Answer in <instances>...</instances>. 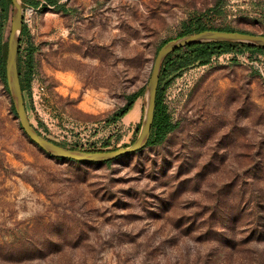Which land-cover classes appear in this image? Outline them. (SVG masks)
Returning <instances> with one entry per match:
<instances>
[{
	"label": "rangeland",
	"instance_id": "obj_1",
	"mask_svg": "<svg viewBox=\"0 0 264 264\" xmlns=\"http://www.w3.org/2000/svg\"><path fill=\"white\" fill-rule=\"evenodd\" d=\"M211 9L214 27L264 34V0L24 8L30 123L66 147L131 143L160 44ZM0 26L2 41L1 17ZM263 67L264 54L226 53L166 79L162 103L176 128L109 164L44 154L0 81V264H264ZM136 92L132 109L111 121Z\"/></svg>",
	"mask_w": 264,
	"mask_h": 264
},
{
	"label": "water",
	"instance_id": "obj_2",
	"mask_svg": "<svg viewBox=\"0 0 264 264\" xmlns=\"http://www.w3.org/2000/svg\"><path fill=\"white\" fill-rule=\"evenodd\" d=\"M23 25V7L21 0H10V19L6 37L5 81L15 116L26 138L49 157L79 163H106L118 158L135 154L143 150L150 137L153 121L156 92L161 66L165 58L177 49L191 45L208 43H237L264 49V35L238 31L204 30L195 34L174 38L163 44L153 60L151 72L142 94V116L133 141L114 150L81 151L54 144L38 134L30 123L25 109L23 95L17 71V53Z\"/></svg>",
	"mask_w": 264,
	"mask_h": 264
},
{
	"label": "trees",
	"instance_id": "obj_3",
	"mask_svg": "<svg viewBox=\"0 0 264 264\" xmlns=\"http://www.w3.org/2000/svg\"><path fill=\"white\" fill-rule=\"evenodd\" d=\"M22 7L27 8H37L39 6L51 5L54 6L57 0H45V4H41L38 0H21ZM214 9L208 10L203 13H194L190 14L185 20L180 23L179 30L175 37L168 38L163 41L159 48L165 44L166 42L177 38L190 34H195L204 30H218V31H236L234 29L228 27H214L212 26V16H210L209 12ZM0 17L4 19L5 22V30H4V39L1 41L0 39V81L2 83L3 89L7 93L6 81H5V53H6V37H7V27H9V19H10V0H0ZM1 27V26H0ZM1 30V28H0ZM243 32V31H238ZM24 33V26H22L20 42L18 46L17 53V71L19 75L20 87L23 95L24 105H25V97L24 93L27 92L30 85V75H31V51L28 57V60L24 63V66L21 65V57H20V44L21 39ZM248 33V32H243ZM264 35V34H263ZM158 48V49H159ZM247 51L249 56L254 54H264L263 48L258 47H250L237 43H208V44H200V45H191L184 48H180L170 53L164 60L159 75V82L156 92L155 98V106H154V114L153 121L150 129V137L147 142V146L159 145L163 142L168 133L173 131L176 128V124L172 123L169 115L166 113V108L162 103V97L165 90V86L161 87V84L166 79L178 75L182 71L193 67V66H203L210 62L213 57L220 56L226 53H242ZM24 67V68H23ZM24 69V70H23ZM141 92H136L130 94L126 97V102L123 106L118 108L114 114L111 116V121H117L120 118L124 117L133 107L135 101L140 97ZM10 111L15 115L12 105L9 107ZM26 109V105H25ZM27 112V109H26ZM139 124L136 126V131L138 129ZM39 134V133H38ZM42 136V135H41ZM46 138V137H44ZM50 142L57 144L62 147H66L65 145L54 141L50 138H46ZM130 144V143H129ZM128 144H123L119 147H124ZM67 148L76 149L81 151H108L114 150L118 147L111 148H102V149H85L81 147H71ZM111 162H106L109 164Z\"/></svg>",
	"mask_w": 264,
	"mask_h": 264
},
{
	"label": "built area",
	"instance_id": "obj_4",
	"mask_svg": "<svg viewBox=\"0 0 264 264\" xmlns=\"http://www.w3.org/2000/svg\"><path fill=\"white\" fill-rule=\"evenodd\" d=\"M243 53V52H242ZM242 59V61H244V62H247L249 59H248V56L247 55H243V57L241 58ZM252 63V62H251ZM259 71H260V74L262 75V76H264V67L263 68H259ZM41 90H42V88H41Z\"/></svg>",
	"mask_w": 264,
	"mask_h": 264
}]
</instances>
